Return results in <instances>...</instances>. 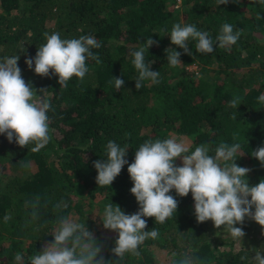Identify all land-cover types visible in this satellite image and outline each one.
<instances>
[{
  "label": "trees",
  "instance_id": "trees-1",
  "mask_svg": "<svg viewBox=\"0 0 264 264\" xmlns=\"http://www.w3.org/2000/svg\"><path fill=\"white\" fill-rule=\"evenodd\" d=\"M182 6L183 24L209 32L213 40L224 23L242 30L241 37L230 51L214 47L212 54L197 53L196 42L191 40V56L183 49L171 48L181 52L182 66L173 68L167 63L165 49L169 47L163 40L180 21L168 9V0H0V59L20 56L22 78L31 82L38 94L41 89L48 90L46 98L52 106L48 116L54 129L49 144L35 153L33 144L21 148L15 140L10 143L6 135H0V172L6 180L0 183V264H15L17 252L23 253L25 264L30 255L42 253L44 239L54 242L59 216L87 217L83 205L74 200L78 185L92 197L103 194V209L112 203L127 215L135 214L139 205L130 192L133 182L128 166L142 143L169 138L171 130L194 137L190 150L201 144L214 149L220 143L239 142L236 164L253 165L250 186L264 179V165L251 156L264 146V104L257 100L264 94V5L259 0H228L225 5H218L217 0H184ZM46 32H59L62 39L94 36L101 47L92 51L101 63L87 60L89 72L83 81L73 77L66 87L60 86L51 71L47 77L36 75L35 65L29 69L25 60L34 59L37 48L46 43ZM149 37L156 43L145 53V61L151 63V71L160 72L161 82L152 85L146 81L137 90L138 72L129 53ZM194 63L202 66V75L213 72V80L189 72L186 67ZM112 77L124 79L119 91ZM234 96L241 98L237 109L229 107ZM233 133H238L237 141H233ZM109 141L129 146L128 164L110 186H99L93 162L106 160ZM29 162L36 166L31 176L8 174L10 169H24ZM175 164L180 166L178 159ZM169 194L178 201L176 213L164 223L145 217V231L155 228L158 238L140 245L139 257L125 254L121 264H154L152 246L180 257L188 252L197 264H251L252 249L215 254L213 229L208 221L197 222L191 193L180 197L172 190ZM61 200L68 204L62 211L54 207ZM33 210L38 213L35 221L31 220ZM6 214L11 216L7 223ZM92 222L84 223L89 232ZM93 239L100 248L98 259L119 264L112 252L118 233ZM242 256L249 259L242 260Z\"/></svg>",
  "mask_w": 264,
  "mask_h": 264
},
{
  "label": "clouds",
  "instance_id": "clouds-1",
  "mask_svg": "<svg viewBox=\"0 0 264 264\" xmlns=\"http://www.w3.org/2000/svg\"><path fill=\"white\" fill-rule=\"evenodd\" d=\"M228 0H217L218 5H225ZM264 5V0H259ZM262 17L259 13L256 19ZM242 30H234L230 23H224L219 34L212 39L209 32L198 30L193 24L176 23L170 32L171 44L183 49L185 54L192 55L188 41H195L197 53L212 54L214 47L230 51L241 37ZM46 43L37 48L33 58L25 60L29 69L35 65V74L41 77L51 73L58 77L61 87H66L73 77L83 81L89 72L86 61L91 59L101 63L92 49H99L101 42L92 35H81L79 38L62 39L59 32L44 33ZM156 43L151 37L140 43L138 49L129 53L132 64L138 72L135 80L137 90L144 82L158 85L159 71H151V63H146L145 53ZM167 63L170 67L182 66L181 52L171 48L165 49ZM20 56H5L0 59V135H6L8 141L21 148L33 144L32 152H39L51 141L50 118L48 112L51 103L46 98L48 90L41 89L39 94L31 82L22 78L18 67ZM198 75V74H197ZM119 91L125 81L113 78ZM264 104V94L257 98ZM241 98L234 96L229 107L237 109ZM233 113L232 119H235ZM233 141L238 140V133L232 134ZM129 146L109 141L105 147L106 160H96L93 166L97 172L96 183L99 186H110L128 164L125 159ZM239 142L220 143L214 149L201 144L190 150L183 139L170 136L166 139L147 140L135 151L134 162L128 166V173L133 187L131 194L135 197L139 210L127 215L121 208L112 203L103 209L102 223L105 229L118 233L116 246L112 249L118 257L119 264L130 254L140 256L139 247L148 239H157L159 232L154 228L145 231V217L155 218L156 223H164L176 213L178 201L169 193L175 190L180 197L189 193L194 201V213L198 223L211 220L216 228L224 227V231L241 243L245 233L237 224H242L245 217L255 221L264 228V179L255 186H250L246 179L250 169L236 164ZM251 156L264 165V146L251 152ZM180 159L182 166H176ZM27 167V165H25ZM250 198V199H249ZM35 206H33L34 209ZM57 210L67 209L64 200L54 205ZM254 208V211L252 209ZM38 213L31 212V220L35 221ZM11 219L4 216V222ZM57 228L53 232L54 242L45 246L42 253L30 255L27 264H105L98 259L100 248L94 245L92 234L84 224L75 222L66 216H59ZM255 252L251 264H264V248L252 249ZM175 256L176 254L173 253ZM15 264H25L23 253L15 254ZM242 260L249 257L242 256ZM173 264H197L196 258L185 252Z\"/></svg>",
  "mask_w": 264,
  "mask_h": 264
},
{
  "label": "rangeland",
  "instance_id": "rangeland-1",
  "mask_svg": "<svg viewBox=\"0 0 264 264\" xmlns=\"http://www.w3.org/2000/svg\"><path fill=\"white\" fill-rule=\"evenodd\" d=\"M168 9L172 10L176 13L177 17L179 18L180 24L184 25L183 23V14H184V6L180 5L178 6L175 0H168ZM53 25V22L49 24V26ZM166 46L169 48H175V45L171 44V40L169 37V34L166 35ZM182 65V64H181ZM181 67V66H180ZM216 66L213 65L212 68H215ZM186 69L191 72L195 73L196 76H203V78L207 81H212L214 78L213 72H208L207 74L202 75V66L198 63H194L191 65H188ZM32 72V71H31ZM198 74V75H197ZM215 80V79H214ZM148 84H150L148 82ZM151 104H154V100H151ZM168 137L172 136L177 139H183L186 145L191 148L194 142V137L181 135L177 131L171 130L168 132ZM55 157L51 156L50 161H54ZM179 165L182 166V162L180 159H178ZM24 169H21L20 171H16L15 169L9 170L8 174L12 177L15 175L22 176L23 178H26L27 176H31L35 170L36 166L34 162H29L26 164ZM253 165H246L244 168L250 169L246 179L248 180L249 176L253 174L252 168ZM5 176L4 173L0 172V180H2L0 183L6 182V180L3 178ZM76 195H74V200L79 201L85 211L87 217H80L78 215H73L70 217L71 220L84 224L88 220H93L91 223V230L90 233L93 237H113L117 234V232L105 229L102 223L103 218V198L104 195L100 193H95V195L92 197L91 192H89L86 189H82L79 185L75 187ZM193 213H194V204L191 206ZM254 211V209H252ZM195 215V213H194ZM88 218V219H87ZM211 225L213 232H214V239H213V251L215 254H218L223 251H228L232 249L233 251H238L240 249H261L264 248V228H262L260 225H258L255 221L252 219L245 217L242 224L235 225L236 227H241L244 231L245 235L241 240V243L231 237L227 232L224 231V227L221 226L220 228H216L211 220L208 221ZM5 241H8V239H5ZM26 242L25 244H27ZM53 243L50 239H44L42 241V246L45 248L46 245ZM26 246V245H25ZM151 252L154 256L155 262L154 264H173L175 260H178L180 256L173 255V252L164 248H161L159 246H152ZM255 255V252H254Z\"/></svg>",
  "mask_w": 264,
  "mask_h": 264
},
{
  "label": "built area",
  "instance_id": "built-area-1",
  "mask_svg": "<svg viewBox=\"0 0 264 264\" xmlns=\"http://www.w3.org/2000/svg\"><path fill=\"white\" fill-rule=\"evenodd\" d=\"M183 1H184V0H177V5H178V6L182 5Z\"/></svg>",
  "mask_w": 264,
  "mask_h": 264
}]
</instances>
